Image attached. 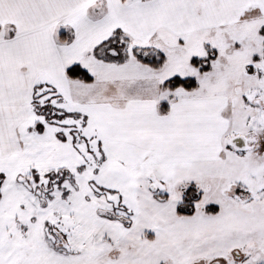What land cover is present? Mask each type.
Listing matches in <instances>:
<instances>
[{
  "label": "snow or ice",
  "instance_id": "snow-or-ice-1",
  "mask_svg": "<svg viewBox=\"0 0 264 264\" xmlns=\"http://www.w3.org/2000/svg\"><path fill=\"white\" fill-rule=\"evenodd\" d=\"M0 264H264V0H0Z\"/></svg>",
  "mask_w": 264,
  "mask_h": 264
}]
</instances>
